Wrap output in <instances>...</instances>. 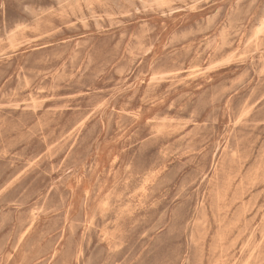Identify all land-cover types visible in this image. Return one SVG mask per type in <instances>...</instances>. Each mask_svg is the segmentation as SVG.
Wrapping results in <instances>:
<instances>
[{"label":"rangeland","instance_id":"obj_1","mask_svg":"<svg viewBox=\"0 0 264 264\" xmlns=\"http://www.w3.org/2000/svg\"><path fill=\"white\" fill-rule=\"evenodd\" d=\"M0 264H264V0H0Z\"/></svg>","mask_w":264,"mask_h":264},{"label":"bare ground","instance_id":"obj_2","mask_svg":"<svg viewBox=\"0 0 264 264\" xmlns=\"http://www.w3.org/2000/svg\"><path fill=\"white\" fill-rule=\"evenodd\" d=\"M164 3V2H163ZM166 3V2H165ZM166 5H167V3H166ZM258 28V27H257ZM260 29V28H259ZM257 36V35H256ZM236 122V121H235Z\"/></svg>","mask_w":264,"mask_h":264}]
</instances>
